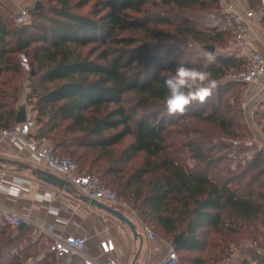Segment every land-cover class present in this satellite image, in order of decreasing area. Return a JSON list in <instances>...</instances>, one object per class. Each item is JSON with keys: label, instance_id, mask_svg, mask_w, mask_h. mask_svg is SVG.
I'll use <instances>...</instances> for the list:
<instances>
[{"label": "trees", "instance_id": "trees-1", "mask_svg": "<svg viewBox=\"0 0 264 264\" xmlns=\"http://www.w3.org/2000/svg\"><path fill=\"white\" fill-rule=\"evenodd\" d=\"M41 1L39 7L28 10L30 19L22 24L12 23L0 6V77L4 72L19 73L21 67L15 58L20 53L25 56L31 77L35 80L27 98L36 97L33 105L35 126H38L36 137L48 141L47 135L55 131L51 137L54 144L49 143L57 151L58 147L65 151L72 148L71 155L81 150L76 157L83 162L77 166L78 171L95 172L101 180L119 173L122 170L118 165L120 162L129 161L136 153H143L142 162L122 185L115 182L125 192V198L120 199L129 203L144 222L147 218L152 219L164 234L175 237L184 231L178 244L174 245L177 254L178 251L191 253L201 250L207 242L202 228L218 230L224 223V212L231 220L236 219L243 224L264 217V192L248 189L240 194L237 186L228 185L232 178L223 181L219 175L212 178L205 173L216 162L208 161L200 167V161L207 156L201 137V140L184 143L193 152V168L167 153L166 126L173 121L166 122L161 113L165 108L163 98L166 94L163 82L172 75L166 71L173 70L180 63L171 59L151 71V64L143 63L148 47L137 44L135 37L123 34L129 31L151 33L149 36L154 39L156 35L149 24L165 22L166 19L132 16L142 13L145 6L154 1L176 8L199 4L217 12L218 0H94L88 13L76 10L92 0ZM252 2L257 4V0ZM204 23L207 24V19ZM207 25L205 29L188 26L184 32L201 42L203 48L212 45L208 42L226 43L232 36L231 28L218 31ZM90 44L92 49L83 53L81 49ZM153 46H157V49L153 47L157 55L152 60H163L168 51H159L157 43ZM94 52H97L95 56L90 57ZM244 64L234 56L220 54L205 65L204 70L210 71L218 80L228 68L237 70ZM6 77V81L0 82L1 87L11 81V75ZM231 83L234 82L229 81L228 84ZM238 85L243 90V86ZM16 92L17 87H13L9 102L5 100L6 91L0 89V128L15 124L18 110L12 104L16 101ZM127 92L134 95L139 112L136 109L129 112L123 104ZM187 116L211 122L229 138L237 137L230 129L232 123L219 115L217 105H211L206 114L195 111L191 105L178 118ZM63 122L66 125L61 127ZM178 129V134L188 133L186 127ZM126 137H131L130 141L115 155L114 147ZM86 155L92 156L88 164L85 163ZM101 162L104 164L101 170L95 169ZM263 163L262 154L257 152L243 166H237L242 167L239 174L259 167L258 173L248 179L257 181L260 174H264ZM141 184H146L145 191H142ZM29 233L26 227H11L0 219V264H23L35 257L29 253L31 243L22 245ZM258 244L262 247V243ZM54 257L48 251L50 261L43 264H53ZM194 262L204 263L199 259H194ZM242 264L249 262L242 260Z\"/></svg>", "mask_w": 264, "mask_h": 264}, {"label": "rangeland", "instance_id": "rangeland-1", "mask_svg": "<svg viewBox=\"0 0 264 264\" xmlns=\"http://www.w3.org/2000/svg\"><path fill=\"white\" fill-rule=\"evenodd\" d=\"M40 4L42 1L39 0ZM44 2V1H43ZM94 0L87 3L83 8L76 10L79 13H88L92 8ZM255 3V2H254ZM34 7V6H33ZM5 13V16L9 15ZM213 8L207 6L203 7L199 4H193L187 8H176L173 6H167L161 4L159 1H154L145 6L144 11L139 14H132L133 17L140 18H156L166 19L165 22L153 23L149 25L154 29L155 37L151 39L149 34L143 32H124V35H131L137 39V44L145 45L148 47V53L146 54L143 63L149 62L151 64V71L156 70L160 63H166V61L174 59L178 63H185L189 67H196L201 70H204L205 65L210 63L207 60V54L210 53L206 51L201 42L195 41L191 35L184 32L185 27L191 26L198 29H205L208 27L204 23L205 19L212 14H214ZM152 18V19H153ZM205 18V19H204ZM12 23L13 19L8 18ZM30 19L28 15V20ZM202 21V22H201ZM190 42L192 47L188 50L187 43ZM157 43L159 45V51H168L165 52V58L161 61H153V57L156 54L157 46H153ZM215 46L213 51V56L216 58L218 55L223 54V49L225 42L217 41L214 43L208 42ZM154 47V48H153ZM92 49L91 44L82 48L83 53H88ZM97 52L90 54V57H94ZM15 60L20 64L21 70L19 73L12 74L11 72H4L0 77V82L7 79V75H11V81H7L0 89L6 91V99L11 102L10 95L12 94V88L17 87L16 101L12 104L18 111L22 106L25 107L26 111L30 115L36 117V110L33 108L34 103L36 102V97L27 98V96L33 90L35 85V80L31 77L30 68L27 64V59L25 56L20 53L17 54ZM215 60V59H214ZM235 70L228 68L226 74L232 73ZM218 79L219 86L213 95L208 98L204 104H193L195 111L202 112L204 114L210 111L211 105H217L219 115L225 117L226 121L229 120L232 123L230 129L236 134L235 139H240L245 143L248 135V130L244 122V116L239 106V99L242 95V87L238 84L225 81L224 77ZM123 104L128 108L129 112L131 109H136V112H139L140 109L136 108V100L134 95L131 92H127L123 97ZM193 109V108H192ZM166 122L172 120V124H167L165 140L167 146V153H170L171 157L174 159L186 163L188 166L193 168L195 164V159L191 157L193 152L189 149L188 146H185L186 142H194L196 139H204L203 147L206 151V159L200 161V167L205 165V163L212 162L215 163L208 169L205 173L212 178H215L219 175L223 181L228 178H232L228 185L231 187H238V193H245L248 189H253L256 193L258 191L264 192V174H260L254 180V182L249 181V177L256 175L260 170L259 167H252L246 173L239 174L242 167H237L238 165H244L246 161L252 159L256 154L255 150L253 153H250L247 158H238L234 160L231 158L233 148L230 146L228 139L229 138L225 133L221 132L218 127L211 122L206 120L197 119L195 117L187 116L186 118L179 119L177 116H169L166 112V108L162 109ZM66 122L62 123L61 127H64ZM186 127L188 133L186 135L178 134V128ZM34 131H38V126H35ZM182 132V130H181ZM55 134V131L52 132ZM203 134L199 136V134ZM53 134H48L47 142L54 144L51 139ZM131 137H126L124 141L114 147V154L118 155L124 147L128 144ZM200 139V140H201ZM201 142V141H200ZM220 143H225L230 150H227L226 147H223ZM72 148L64 150L63 148L58 147L60 154L64 156L71 157L77 166H81L83 162L76 159L77 154L81 153V150H76V153L70 154ZM171 151V152H170ZM113 154V155H114ZM143 153H136L129 161L120 162L118 165L122 168V172L116 173L115 175H107L102 180L110 188H112L120 198H125V192L121 186L117 187L115 182H119L120 185L124 182L125 178L132 172V170L137 167L143 160ZM263 160H264V156ZM85 163L88 164V161L92 158L90 155H86ZM219 159V160H218ZM84 163V164H85ZM103 162L99 164L95 169L101 170ZM264 166V163L262 164ZM91 172V171H88ZM218 173V174H217ZM219 177H217L219 179ZM237 177V178H236ZM113 180V181H112ZM252 184L248 185V183ZM142 191H145L146 184L140 185ZM228 213H223L224 223L219 227L218 230L214 231L208 227L202 228L205 232L204 238L207 242L203 245V248L196 252H185L178 251L179 255V264H197L194 262V259L201 260V264H232L234 262H241L245 260L246 262H264V217H259L252 223H241L240 221L231 220ZM145 223L152 229V231L159 237L167 240L172 244L173 235H166L159 228L155 222L147 218ZM257 236V237H256ZM32 236L27 234L25 240H23L22 245H27L32 243ZM258 243H262V247ZM47 245L46 244H35L34 249H29V253L34 254V258L26 260L23 264H43L45 261H50L47 258ZM187 259V260H185ZM53 264H61L62 258H56L51 261Z\"/></svg>", "mask_w": 264, "mask_h": 264}, {"label": "built area", "instance_id": "built-area-1", "mask_svg": "<svg viewBox=\"0 0 264 264\" xmlns=\"http://www.w3.org/2000/svg\"><path fill=\"white\" fill-rule=\"evenodd\" d=\"M219 10L207 19L215 30L232 29V36L226 41L223 52L241 59L245 64L232 73L225 75V81H232L243 86L239 106L248 130L245 143L240 139H228L233 148L231 158H247L250 153L259 152L264 156V0H218ZM28 10H21L13 17L15 24L27 23ZM35 118L26 111L25 120L8 128H0V140L26 147L33 162L44 170L58 174L64 183L71 185L80 195L107 203L118 210L134 211L125 200L108 187L95 172H79L77 164L69 156L59 154L57 149L43 138L35 136ZM29 181L20 176H13L10 181L0 180V188L9 193L19 194L28 189ZM50 197V194L45 195ZM0 219L11 227L19 226L28 220L19 212L0 207ZM148 238H156L152 229L143 224ZM49 239L48 251L56 257L80 255L87 264H118L113 258L101 261L98 257L84 255L85 237L68 234L53 235L49 229H40ZM101 255H108L115 250V241L109 235L98 243ZM178 254L173 244H169L162 264H178ZM232 264H242L234 262ZM249 264H256L252 262ZM264 264V263H261Z\"/></svg>", "mask_w": 264, "mask_h": 264}, {"label": "crops", "instance_id": "crops-1", "mask_svg": "<svg viewBox=\"0 0 264 264\" xmlns=\"http://www.w3.org/2000/svg\"><path fill=\"white\" fill-rule=\"evenodd\" d=\"M35 1L0 0V6L9 15L8 18L13 19L21 10L33 7ZM45 173L63 180L60 175L36 165L26 147L6 139L0 140V180L7 182L13 176H20L29 181L28 189L19 194L0 188V207L13 209L28 220L20 225L29 229L32 236L31 249L41 243L48 248L49 239L40 231L42 228L49 229L53 235L74 234L85 237L84 255L98 257L101 261L113 258L118 264H162L170 243L157 235L156 238H148L143 226L146 223L135 211L120 210L134 224L136 236L125 223L82 200L84 196L71 185L64 183L58 186L46 182ZM48 194L50 197L45 196ZM107 235L113 238L116 247L110 254L101 255L98 243ZM56 258H62L61 264H87L86 259L80 255Z\"/></svg>", "mask_w": 264, "mask_h": 264}, {"label": "clouds", "instance_id": "clouds-1", "mask_svg": "<svg viewBox=\"0 0 264 264\" xmlns=\"http://www.w3.org/2000/svg\"><path fill=\"white\" fill-rule=\"evenodd\" d=\"M191 47L188 42V50ZM206 58L209 62L215 59L212 53H208ZM166 72H172L163 82L166 89L163 103L169 116H182L191 105L204 104L219 86V81L210 71L189 67L183 62Z\"/></svg>", "mask_w": 264, "mask_h": 264}, {"label": "water", "instance_id": "water-1", "mask_svg": "<svg viewBox=\"0 0 264 264\" xmlns=\"http://www.w3.org/2000/svg\"><path fill=\"white\" fill-rule=\"evenodd\" d=\"M41 4L39 2V0H36L34 3V7L37 8L39 7ZM205 50L213 53L214 51V46L213 45H206ZM25 115H26V109L24 106H22L20 108V110L17 112L16 117H15V123H20L23 122L25 120ZM44 180L48 183L51 184H55L58 186H62L64 184V181L62 179L57 178L56 176L50 174V173H45V178ZM82 200L87 201L89 204L103 209L104 211L110 213L112 216H114L115 218H117L118 220H120L121 222L125 223L129 229L132 231L133 235L136 236L137 233L135 231V227L134 224L118 209L113 208L111 206L106 205L105 203H102L101 201H98L96 199H90L88 197H81ZM23 226V225H20ZM19 226V227H20ZM184 231L179 232L172 240V244L173 245H177L179 240L181 239V237L183 236ZM139 236V235H138Z\"/></svg>", "mask_w": 264, "mask_h": 264}]
</instances>
